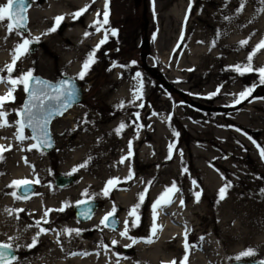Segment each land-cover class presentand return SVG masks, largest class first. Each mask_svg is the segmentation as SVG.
Wrapping results in <instances>:
<instances>
[{
    "label": "rangeland",
    "instance_id": "374dc122",
    "mask_svg": "<svg viewBox=\"0 0 264 264\" xmlns=\"http://www.w3.org/2000/svg\"><path fill=\"white\" fill-rule=\"evenodd\" d=\"M43 1L41 5L34 0L33 7L42 11L36 14L29 10L28 34H23V38L32 40L38 46L31 52L28 45L29 51L17 60L11 77L18 78L31 71L32 76L38 75L55 82L62 76H70L83 86L84 97L79 105L51 124L54 148L49 153L39 147L31 148L33 140H16L14 126L0 127V145L5 148L0 152V202L7 212V197L14 199L15 204L10 212L11 219L17 223L15 232L0 229V242L12 244L17 251V258L12 264H72L67 263L68 258L55 253V248L63 247L70 236L65 229H69V226L78 229L81 239H84L85 230L94 227L102 233L108 231L109 228L101 224V220L97 224L89 222L96 215L102 216V219L117 202L116 194L121 193V190H113L112 185H107L108 194L105 195L106 186L101 184L102 174L109 171L108 163L115 158L116 153L128 157L118 170L124 173L129 170L128 163L132 160L130 138L122 143L110 141L106 158L103 157L95 165L92 163L97 162L95 160L99 159L103 150L96 149L85 156L80 153V144L88 128L105 131L122 123L129 127L128 132L143 127L150 134V140L142 144L150 150L140 158L148 164L147 171L154 169L153 187L159 189L158 194L163 195L162 192L171 189L173 183L179 189L170 191L176 197L175 200L162 198L156 209H166L178 203V209L196 226L194 233L191 234L188 229L182 239L172 240L171 244L175 247L170 251L180 252V245L185 248L187 245V254L196 263L230 264L237 261L233 259L237 254L251 248L255 250V256L242 260H264V240L261 238L264 225L262 195L260 197L256 190L238 185L242 178L238 175L237 163L231 159V155L243 153L237 145L238 135L241 138L243 135L234 117L222 108L212 110L211 103H201L196 97L202 94L209 98L210 93H216L213 101L223 105L234 89L245 91L251 88L247 104L256 105V111L264 114V84L259 82L258 73H235L237 71L234 68L225 65L226 58L223 57L220 67L215 68L211 59L213 49L215 54L219 50L222 55L225 50H253V44L264 38V10L257 11L264 9V5L259 0H246L243 10L237 13L240 0H107L108 24L100 27L104 20L106 0H95L99 3L96 8L94 0H90L87 11L95 15L99 12L100 15H97L91 27H84L92 36L88 40L77 31L80 28L77 24L80 15H73L82 8L84 0ZM1 3H6V0H0ZM60 7L72 10L71 14L60 10ZM57 16L64 17L60 22L74 29L66 30L63 34H57L56 30L49 31L53 27L57 28L54 20ZM7 23L5 20L0 25V69L12 62L13 49L22 42L16 32L8 33ZM224 24L233 31L234 40L229 46L223 45L221 40L220 29ZM97 27H100V31L95 33ZM243 29L252 30L249 36L251 47L240 45L244 39L236 30ZM106 30L107 41L95 51V62L84 78L79 79L82 64L104 38ZM111 30H115V36L111 35ZM37 37L38 40L35 39ZM144 38L146 48L143 50L141 44ZM262 51L264 48L253 57L254 68L260 67L256 56ZM136 73H140L139 77ZM0 77L4 78L0 82V96H6L12 87L8 83L9 74L6 70L0 71ZM118 92H122V97L115 100ZM13 96L14 102L9 98L0 107V111L8 113L6 120L12 125L18 119L14 110L21 108L25 97L22 85L16 86ZM123 108H128L129 120L123 119V112H115ZM100 115L109 117L99 120ZM263 133L244 134L249 148L245 153L256 156L257 149L264 148L259 141ZM25 135L30 136L27 130ZM131 146L134 145L131 143ZM10 159H13L15 168L27 173L17 180L39 181L34 183L37 191L32 197L14 198L11 193L16 188L9 187L11 183L5 185L3 182V173ZM82 164L86 166L80 167ZM74 168L76 171L73 172ZM69 173L76 177L75 184L64 189L57 188L54 176ZM226 185L225 197L220 199L218 191ZM197 192L200 193L198 200L195 195ZM92 199L100 203L98 211L83 225L76 220L72 209L77 201ZM38 200L43 201L41 210L44 215L30 218L28 214L31 210L23 206ZM61 207L64 210L58 211ZM115 209L114 215L118 217L129 212L127 208L119 206H115ZM149 211H153L152 205L144 202L128 221L127 235L121 236L127 246L121 247L117 253L119 263L152 264L141 260L137 249L138 245L146 247L152 244L156 236L157 228L153 234V224L148 222L151 219ZM187 211H192L191 216ZM134 220L135 227L132 226ZM26 225L35 232L37 242L33 248L21 239L27 234L24 231ZM63 226L65 228L60 229ZM120 227L121 223L114 230L115 234L121 232ZM209 237L216 243L223 242L233 255L221 260L210 255L212 247ZM242 237L245 238L243 241ZM149 238L152 242H147ZM260 240L261 246L257 244ZM181 251L183 254L186 252Z\"/></svg>",
    "mask_w": 264,
    "mask_h": 264
},
{
    "label": "bare ground",
    "instance_id": "6f19581e",
    "mask_svg": "<svg viewBox=\"0 0 264 264\" xmlns=\"http://www.w3.org/2000/svg\"><path fill=\"white\" fill-rule=\"evenodd\" d=\"M89 2L90 0H84V6H87V3ZM96 3L97 2L94 0L95 8L98 7L99 4ZM61 9H63V7H60V10ZM30 11L37 14L38 12H41L42 9L32 7ZM62 11L67 14H71L70 12L72 10L63 9ZM96 19L97 15H95V13L92 14L91 12H89L85 19L86 26L91 27ZM99 23L101 24L102 21H99ZM262 24H264V20L262 21ZM77 31L84 34V37H86V39L88 40L92 38L89 32H87L88 35H85L86 31H84V33L80 29H78ZM236 31L238 33H241V38L247 40V45L251 47V39H249V36L252 33V30L248 31V29H243ZM95 33H98L96 29ZM220 34L223 45L229 46L234 40L232 37L233 31L227 24H224L220 29ZM253 45L255 46V44ZM253 45L252 47H254ZM217 52L219 53L215 54L213 49L211 56L215 68L220 67L221 57H223L224 59L226 58L225 65L229 68H233L232 66L237 64L245 65L247 63V57L250 53V51L246 52V50L243 48H241V50L239 51L235 49L231 51L225 50L224 55H222L219 50H217ZM256 61L258 65L260 64V67L264 66V51L260 52L256 56ZM230 62L234 63L231 64ZM245 72L246 71H244V73ZM241 91L243 90L234 89L229 99L225 101L223 105H220L218 101L214 102V96L209 99L208 96L199 94L196 97L200 99L201 103L203 101L211 103L212 105L210 108L212 110L222 108L228 115H231L236 119L235 123L240 130L239 132H241L243 135L242 138L239 137V135L238 138L236 137L239 142H237V145L240 146L243 153L239 154L238 156L231 155V159L237 163L238 175H240L242 178L241 182L238 185L241 187H247L256 190L260 193L261 197V189H264V160H262L260 156L261 148L257 149L258 154L256 156L245 153V151H247V149L249 148L247 147V143L245 141L246 137L244 136V134L251 133L259 135L261 132H264V114L256 111V105L247 104V102L249 101L247 100V98H240L239 93ZM123 92L124 94L126 93V91ZM120 93L122 94V92L117 93V95L115 96V100H118V98L122 97ZM247 95L248 94L246 93V97ZM237 99H240L241 102L236 103ZM127 109L128 108L116 109L115 112H123L125 114V117L123 119L129 120L131 117L127 113L129 112ZM108 117L109 116L106 117V115H100L99 120H107ZM86 128L87 125L84 126V129ZM117 128H119V126H113V128L105 131H96L93 128H88L84 133L80 144V153L85 156L90 155V152L96 149L103 150V154L99 156L100 160L97 158L95 160L97 162H93V165L97 164L98 161L101 162L103 157L106 158V154L110 151V141L122 143L130 138L131 143L134 145L131 146L130 149V157L132 160H130V162L128 163L129 170L126 173L120 172L118 168L122 164V158L124 161L128 157L125 154L118 156L119 153H116L115 158L108 163L109 171H105L102 174L101 184L103 186H106V182L111 179L113 180L111 188L113 190H121V193L116 194L117 202L115 203V206L127 208L128 210H130L134 205H142L144 202H148V204L150 203L151 205H153L157 200H160L162 198L175 200L176 197L173 196L170 191L165 190L162 192L163 195H161V193L158 194L160 192L159 189L153 187V177L155 175L154 169L147 171L148 164L144 163L146 162L145 159L144 162L141 159L142 156H144V154L150 150L145 144L142 145L144 141L150 140V134L143 127H141L140 129H136L133 132H128L129 127L127 125H125L118 134L116 131ZM259 141H261L264 146V135L261 136ZM139 145H142V147ZM140 147L141 150H139ZM12 163L13 159H10L8 161L6 171L3 173V182L5 183V185L10 184L13 180L22 179V177H25V175H27V173L23 170L15 168L14 164ZM116 176L119 177L116 178ZM211 177L213 180H215V177L213 175H211ZM127 185H130V187L127 188ZM141 193L144 194V199L142 202L139 200V196ZM1 198L2 192L0 191V199ZM261 200V210L262 216L264 218V195H262ZM13 204H15L14 199L12 197H7L6 207L9 211L6 212L5 207H3L0 202V229H7L15 232L17 223L11 219L12 213L10 212L13 208ZM177 206L178 203H175L173 205H170L166 209H156L155 223L157 226V232L156 236L152 240V244L146 247L142 245L137 246V249L140 251L139 257L141 260L147 261L152 264H161L162 262L166 264H172L173 261H175L176 264H180L181 261H183V264H201L196 263L194 258L190 259L189 255L187 254L188 252H185L184 254L182 253L181 249L185 251L184 245L179 244L180 252L174 253L170 251L175 247L174 244H171L172 240L176 241L182 239L184 237L185 230L189 229L191 234L196 230V226L191 224V220L186 219L185 215H183V213L181 212V209H178ZM42 207V200L34 201L31 204L23 206V208L31 210L28 214L30 218L41 217L42 215H44L41 210ZM187 212H189L191 216L192 211ZM149 215L151 219L148 222H150V224H153V211H149ZM101 217L102 216L99 217V215H96L93 220H89L90 222H87L91 224H97L98 222H100ZM131 218L132 217H129L128 214L125 213L119 215V222L121 223V227L119 228V230H121V232L125 231V220L127 219L129 221L131 220ZM106 226L109 229H112L108 225ZM64 228V226L60 227V229ZM69 229L74 228L69 226ZM109 229L105 233H102L97 227L85 230L84 239H81V237H79L80 233L77 235V232H71L70 236L67 237V242L65 243V245L58 249L55 248V253L68 258L67 263L70 262L72 264H121L117 260V253L119 252V249L121 247H126L127 244L121 239V232L118 233V236L114 233V229ZM262 230L263 233L261 238L264 240V225ZM24 231L27 234L21 236L23 243L28 245L32 244L33 237H36L34 230H31L30 227L26 225ZM243 238L244 237L241 238L242 241L245 239ZM113 241H116V243L113 244ZM208 241L210 242L209 244L212 247L209 253L210 255L215 256L216 259L221 260L232 254V251L228 247H225L223 242L216 243L215 240L212 239V237H209ZM257 244L261 246V240L257 241ZM199 250L202 251L203 248L200 247ZM73 253L77 254L73 255ZM127 261H130V259H127Z\"/></svg>",
    "mask_w": 264,
    "mask_h": 264
},
{
    "label": "snow or ice",
    "instance_id": "6c2138e0",
    "mask_svg": "<svg viewBox=\"0 0 264 264\" xmlns=\"http://www.w3.org/2000/svg\"><path fill=\"white\" fill-rule=\"evenodd\" d=\"M246 0H240L239 7L236 9L237 13L241 12L245 6ZM259 3L261 5H264V0H259ZM27 0H6V3L0 4V25L3 24L5 20L8 21L6 24V28L8 30V33L16 32L17 35L21 36L22 42L18 43L14 49H13V56H12V62L10 64H6L3 69H0V71L6 70L9 74L8 83L12 85V87L9 89L6 96H0V107L3 106V104L9 99H12V102H14V96L13 93L16 90L17 85H22L24 92L27 94L28 99L25 100L24 104L21 108L15 109V115L18 117V119L15 121V124L12 125L6 120V116L8 115L5 111H0V127H6V126H14L15 132L13 133L14 137L18 141H24V140H35L37 143H34L31 145V148H38L39 146L44 147H50V140L48 138V132L46 130V126L49 123V118L52 115L55 114H62V109H66L70 106V103L72 99L74 98L75 91L72 87V85L67 81H61L58 85H50L47 81L39 80L38 78H35L32 76L31 71H27L23 73L18 78H12L11 74L14 71V66L16 65L17 60L23 56L25 53L29 51L28 45L32 43L33 41L27 38H23V32L21 30L26 29L27 24V17L25 15L27 11ZM87 7L78 10L76 13H74V17H78L85 11H87ZM264 9H257V11H261ZM97 15L99 16L100 13L98 12ZM104 20L103 24L100 27H103V25L108 24V4L107 0L105 2L104 6V12H103ZM64 17L57 16L54 18L56 24L58 25L60 21H62ZM187 19V17H186ZM100 27H97L96 30L100 31ZM55 27L49 29V31H55ZM85 35H88L86 32ZM111 35L115 36L116 32L115 30H111ZM38 40L39 38H35ZM107 41V30L106 34L103 39L99 41V43L95 46V49L88 54L87 59L84 61V63L81 66V70L78 73V78L83 79L86 75L87 70L90 68L91 64L95 62L94 54L95 51L98 50L101 45H103ZM248 41L244 40L240 42L241 46L247 45ZM261 48H264V38H262L253 48V50L249 53L247 57V63L245 65H234L232 66L235 71L240 72L241 74L244 73V71H255L259 75V82L261 84H264V66H261L259 68L253 67V57L256 54L258 50ZM132 63H135L134 61ZM115 66V65H113ZM140 73H136V76L139 77ZM4 78L0 77V82H3ZM33 82L36 85H42V87L37 88L33 86ZM51 89L52 94H49V92L45 91L46 89ZM219 89H217V92ZM252 91L251 88L246 89L245 91H241L239 93L240 98H247L246 93L250 94ZM216 95V93H210L209 98L211 96ZM139 98V97H138ZM58 101L60 102L57 107V111L54 113L50 109L46 110V101ZM241 100L237 99L236 103H240ZM143 107V105H141ZM124 124L122 123L119 128L116 129L117 133L121 131V129L124 128ZM139 127V125H138ZM25 129H30L32 135L26 136L25 135ZM129 148L131 149V141L129 142ZM171 148L172 146H169V158H171ZM4 146L0 145V152L4 151ZM260 156L261 159L264 160V148L260 149ZM123 162V158L122 161ZM86 164L80 165V167H84ZM76 171V169H73V172ZM71 175V173H69ZM33 183H39L38 180L36 181H29L27 179L23 180H13L9 187H14L18 191H13L11 195L16 199H21L23 194V198H28V190L30 189L31 185ZM195 184V181H193ZM113 184V180H109L106 182V187L104 190V194L107 195V185ZM227 185L225 187H221L218 191V195L220 199H224ZM172 189H176L175 183L171 186V189H167L166 191H171ZM176 191H179V189H176ZM83 195V194H82ZM197 200L199 199L200 193H195ZM261 195H264V189H261ZM144 199V194L141 193L139 196V200L142 202ZM85 203V201H77V205H81ZM160 203L159 200H157L153 205V225H152V231L153 234L156 231V214L155 210L157 208V205ZM181 204H183V200H181ZM139 204L134 205L132 209L129 210L128 216L132 217L135 215L136 210L139 208ZM64 208L61 207L58 209V211H63ZM23 211V210H20ZM116 209L115 206H113V210L106 213L105 216L101 219V224H105L106 222H109L114 217ZM81 215L85 218H88L89 216V210H85L81 213ZM45 216H47V212H45ZM138 219V218H137ZM47 222V221H45ZM39 223V222H37ZM132 226H136V221H132ZM127 227H128V220H125V231L121 232V236L127 235ZM41 231H45L44 229H41ZM65 232L71 233V232H77L79 233L78 229H65ZM12 239V238H9ZM147 242H152L151 238L148 239ZM36 243V238L33 237L32 244L28 245V247H33ZM116 241H113V244H115ZM187 252V245L185 248ZM15 249L13 248L12 244L7 242H0V264H12L16 260V256L14 255ZM77 253H73V255H76ZM255 250L248 248L244 250L243 252L237 254L236 257L233 259H236L237 261L242 260L245 257H252L255 256ZM172 264H176L175 261L172 262ZM180 264H183V261L180 262ZM255 264H264V260L256 261Z\"/></svg>",
    "mask_w": 264,
    "mask_h": 264
},
{
    "label": "water",
    "instance_id": "95a60500",
    "mask_svg": "<svg viewBox=\"0 0 264 264\" xmlns=\"http://www.w3.org/2000/svg\"><path fill=\"white\" fill-rule=\"evenodd\" d=\"M32 0H27V11L25 13L26 17H27V24H26V29L25 30H21L24 34L28 33V16H27V12L28 10L32 7ZM36 48V44L31 43L30 44V50L31 52H34V49ZM146 48V39L144 38L142 40V49L144 50ZM33 77L38 78L39 80L42 81H47L50 85H58L61 81L67 80L73 87L74 91H75V95L74 98L72 99L70 106L67 107L66 109H62V114H55L52 115L49 118V123L46 126V130L48 132V138L50 140V147H44V146H39L40 149L46 153H49L53 148H54V140L52 138L51 135V131H50V126L53 120H55L58 117H62L63 114H65L68 110L72 109L74 106H77L78 104L81 103L82 99H83V89L80 85V83L78 81H76L75 79H73L70 76H62L60 77L57 81L52 82L49 81L47 79H44L38 75H34ZM33 86L40 88L42 87V85H36L33 82ZM45 91L49 92V94H52L51 89H46ZM28 99L27 94L25 93V98L23 100L22 105L24 104L25 100ZM60 102L52 100V101H46V110L50 109L51 111H53L54 113L57 111V107L58 104ZM30 135H32L31 130L30 129H26ZM35 143H37V141L33 140ZM75 182V177L73 175L70 176H64V175H59L57 174L54 177V183L55 186L58 188H65V187H69L71 185H73ZM18 191V190H17ZM36 192V186L34 184L31 185L30 189L28 190V197H30L31 195H33ZM21 194V196L23 197L22 193H18ZM99 208V203L97 201L94 200H88L85 201V203L81 204V205H76L73 208V212L74 215L76 217V219L80 222H86L88 220H90L92 218V216L94 215V213L98 210ZM85 210H89V216L88 218H85L81 215V213ZM106 225H108L110 228L112 229H117L119 222H118V216L114 215V217L112 218V220H110L109 222L105 223ZM14 255L16 256V252H14ZM258 260H249V261H234L231 264H255V262Z\"/></svg>",
    "mask_w": 264,
    "mask_h": 264
},
{
    "label": "flooded vegetation",
    "instance_id": "af4514ba",
    "mask_svg": "<svg viewBox=\"0 0 264 264\" xmlns=\"http://www.w3.org/2000/svg\"><path fill=\"white\" fill-rule=\"evenodd\" d=\"M38 4H44V1L43 0H37ZM84 8V5H82V8ZM89 12L88 11H85L84 13H82L79 17V20L77 22V24L80 26V30L84 33V31L88 32L87 30L84 29V27H87L86 26V23H85V19H86V16ZM70 23V22H69ZM77 26V25H75ZM74 28H68L66 26V24L64 22H60L58 25H57V28H56V31H57V34H63L66 30H72ZM84 224V223H83Z\"/></svg>",
    "mask_w": 264,
    "mask_h": 264
}]
</instances>
